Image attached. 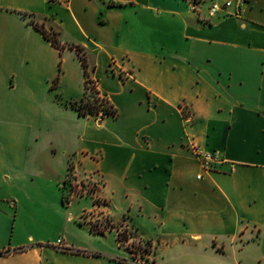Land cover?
<instances>
[{
    "label": "crops",
    "instance_id": "obj_1",
    "mask_svg": "<svg viewBox=\"0 0 264 264\" xmlns=\"http://www.w3.org/2000/svg\"><path fill=\"white\" fill-rule=\"evenodd\" d=\"M209 2L0 0V226L27 140L52 148L62 191L91 186L68 195L56 239H0V264H125L96 246L122 231L147 264H264V0L239 16L210 17ZM79 54L115 115L55 119V95L85 92ZM195 149L219 160L205 168Z\"/></svg>",
    "mask_w": 264,
    "mask_h": 264
},
{
    "label": "rangeland",
    "instance_id": "obj_2",
    "mask_svg": "<svg viewBox=\"0 0 264 264\" xmlns=\"http://www.w3.org/2000/svg\"><path fill=\"white\" fill-rule=\"evenodd\" d=\"M7 83L11 84V79H9ZM51 103L56 120L64 121L73 117L72 115H74V112L72 111L75 110L72 107L70 99L62 95H55ZM70 109L73 110L71 111ZM52 152L53 150L50 146H45V144L40 141L33 144L30 143V140L24 142L19 151L20 160L16 165V185L14 187L17 193L15 198V216H11L7 231H3V228L0 226V239H5L9 244L12 242L24 241L28 234H32L35 239L41 237L56 239L60 230V228H58V223L63 219V211L68 208L65 203L70 192H75L76 194L83 193V188L86 190L85 192H89L91 189V186L87 187V183L85 182H82V186L73 184L69 177L62 191L58 184V181L60 180V182H62V179H59L55 174L58 160L52 157ZM11 166L12 165L7 162L8 170ZM62 192L64 198H62ZM77 203L88 205L90 202L85 198L79 200ZM71 209L72 207L70 210ZM84 217H90V223L95 230H102L104 227L108 226V222H100V220L94 217L92 212H85ZM70 231L68 238L76 240V236L71 229ZM121 235L122 240H118L119 244H117L113 234L108 237H102L100 245H96L94 242L92 243L96 246L116 252L118 254L116 258L117 263H125L123 260H126L132 264H147V262L142 259V256L146 255L148 249L146 242H141L139 240L129 242L126 247L132 254L131 257H128L126 255L128 250L122 247V244L125 242V235L128 234L122 231ZM157 264L192 263H179L173 259H159Z\"/></svg>",
    "mask_w": 264,
    "mask_h": 264
},
{
    "label": "trees",
    "instance_id": "obj_3",
    "mask_svg": "<svg viewBox=\"0 0 264 264\" xmlns=\"http://www.w3.org/2000/svg\"><path fill=\"white\" fill-rule=\"evenodd\" d=\"M35 26L42 32L43 36L51 41V43L58 48H61L62 45L59 43L56 32L55 31H48L44 28L39 27L37 24ZM81 66L83 68V75H84V85H85V92L79 101L72 102L73 108L78 112L79 115H87V114H116V109L109 103V100L105 96H100L96 85H94L93 80L89 77L87 72V63L85 58L82 54H79ZM58 77H55L51 87L57 82ZM64 198V196H63ZM64 200V199H63ZM92 228V227H91ZM93 229V228H92ZM94 230V229H93ZM98 232H102L101 230H97ZM121 232L118 233V238L122 240ZM126 237V235H125ZM72 250V249H71ZM76 252H83L86 254H92L95 256H99V253L96 252H87L80 249L73 250ZM3 252H0L2 255ZM127 264H132L126 260H123Z\"/></svg>",
    "mask_w": 264,
    "mask_h": 264
},
{
    "label": "built area",
    "instance_id": "obj_4",
    "mask_svg": "<svg viewBox=\"0 0 264 264\" xmlns=\"http://www.w3.org/2000/svg\"><path fill=\"white\" fill-rule=\"evenodd\" d=\"M50 2L66 3L68 0H48ZM202 0H188L189 5L192 8L198 7ZM248 0H210L207 7L208 16H214L218 13L232 14L239 16L243 9V6ZM96 85L95 83H93ZM101 96V95H100ZM183 112H185V104L180 105ZM100 114V113H99ZM195 153L200 157L205 168H208L211 163L219 160V155L217 152H207L195 149ZM200 177V175H198ZM82 186V185H81ZM84 189V188H83ZM86 191V190H85Z\"/></svg>",
    "mask_w": 264,
    "mask_h": 264
}]
</instances>
